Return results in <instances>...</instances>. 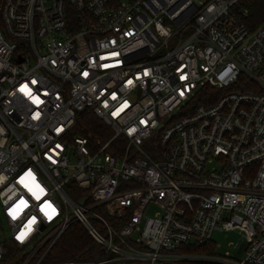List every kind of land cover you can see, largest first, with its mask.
Segmentation results:
<instances>
[{"label": "built area", "instance_id": "2783aa9c", "mask_svg": "<svg viewBox=\"0 0 264 264\" xmlns=\"http://www.w3.org/2000/svg\"><path fill=\"white\" fill-rule=\"evenodd\" d=\"M239 2L0 1V264L74 222L98 252L59 264H264V23Z\"/></svg>", "mask_w": 264, "mask_h": 264}, {"label": "trees", "instance_id": "16d2710c", "mask_svg": "<svg viewBox=\"0 0 264 264\" xmlns=\"http://www.w3.org/2000/svg\"><path fill=\"white\" fill-rule=\"evenodd\" d=\"M1 1V0H0ZM237 10L247 9L248 15L244 17V21L250 31H256L264 23V0H240ZM90 127L88 131H83L85 135L89 132L97 135L104 132L110 137L112 131L93 114H89L85 119ZM5 254L1 264H23L28 257L17 243L12 240L4 242ZM98 244L87 232L86 228L80 222H74L48 250L39 264H59L64 261L85 259L90 254L98 252ZM46 247L41 249L36 256L28 264H37L38 260L46 251ZM214 251L213 247L200 248L199 251Z\"/></svg>", "mask_w": 264, "mask_h": 264}, {"label": "rangeland", "instance_id": "374dc122", "mask_svg": "<svg viewBox=\"0 0 264 264\" xmlns=\"http://www.w3.org/2000/svg\"><path fill=\"white\" fill-rule=\"evenodd\" d=\"M9 234L10 230L7 224V216L0 204V241L2 240V238L8 236ZM241 237L242 236L238 230L215 231L212 239L217 245V250L223 253L229 249L230 242L240 241ZM29 251H32V248H30Z\"/></svg>", "mask_w": 264, "mask_h": 264}]
</instances>
